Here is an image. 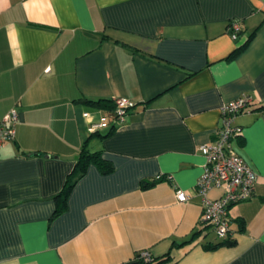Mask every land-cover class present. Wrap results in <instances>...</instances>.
I'll return each mask as SVG.
<instances>
[{
  "label": "crops",
  "instance_id": "obj_1",
  "mask_svg": "<svg viewBox=\"0 0 264 264\" xmlns=\"http://www.w3.org/2000/svg\"><path fill=\"white\" fill-rule=\"evenodd\" d=\"M242 96L233 150L259 179L230 209L235 244L213 248L199 148ZM118 98L136 103L120 125L87 103ZM13 110L0 264H135L142 251L161 264H264V0H0V123ZM86 144L113 171L91 164L56 215Z\"/></svg>",
  "mask_w": 264,
  "mask_h": 264
},
{
  "label": "built area",
  "instance_id": "obj_2",
  "mask_svg": "<svg viewBox=\"0 0 264 264\" xmlns=\"http://www.w3.org/2000/svg\"><path fill=\"white\" fill-rule=\"evenodd\" d=\"M231 38L237 41L242 31L238 22H232L229 27ZM252 98L242 96L225 104L221 110V127L216 139L201 145L199 150L206 160L204 171L196 184V193L203 200L202 222L209 224L219 240H227L231 236L230 209L236 204L246 202L254 196L258 175L246 161L233 150V140L242 132L237 125V118L248 110ZM112 123L123 124L136 103L128 98H118L114 101ZM88 117V113L84 114ZM19 122L17 111L10 112L0 123V150L7 141L16 136V126ZM163 176L156 179L161 180ZM171 179V177H170ZM215 189H223L224 194L217 199L209 198V193ZM176 199L186 203L189 196L178 190ZM137 260L150 263L154 260L148 251H142Z\"/></svg>",
  "mask_w": 264,
  "mask_h": 264
},
{
  "label": "trees",
  "instance_id": "obj_3",
  "mask_svg": "<svg viewBox=\"0 0 264 264\" xmlns=\"http://www.w3.org/2000/svg\"><path fill=\"white\" fill-rule=\"evenodd\" d=\"M242 49H243V47L239 48L237 51L234 52V55L239 53ZM87 103H89L93 106H96V107H100V108H109L112 110L115 109L114 102H108V101L100 100V101H96V102L95 101H87ZM91 164L96 165L103 174H109L113 171L112 164H110L106 160L102 159L101 154L99 152H92L90 149H88L87 144H86V146H84V148L82 149L80 157H79L73 171L68 176L66 184H65L62 192L58 196H56V198H55L56 202H57L56 215H59V214L65 212L67 210V200H68V197H69L71 191L73 190L76 183L85 175L88 167ZM144 187L149 188V187H151V185L147 184V185H144ZM234 244H235V241H233L231 239V236H230V238L227 240H220V242L216 246H214L213 248H218L221 246H232ZM164 261H165L164 259H161V260L154 259L150 263H144L143 261L137 260V262L135 264H161Z\"/></svg>",
  "mask_w": 264,
  "mask_h": 264
}]
</instances>
